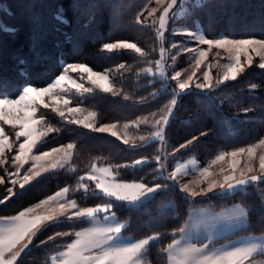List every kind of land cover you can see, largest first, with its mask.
<instances>
[{"label": "trees", "instance_id": "1", "mask_svg": "<svg viewBox=\"0 0 264 264\" xmlns=\"http://www.w3.org/2000/svg\"><path fill=\"white\" fill-rule=\"evenodd\" d=\"M145 0H0V80L6 82L4 93L13 96L17 86L30 83L45 86L60 74L59 66L65 63H82L102 71L121 63L120 75L114 78L120 94L102 92L98 87L88 93L70 94L71 100L83 108L92 110L95 125L106 122L134 120L139 115L159 109L170 97L171 90L152 96L159 80L136 73L157 55L158 40L152 27L135 22L136 14ZM63 17L61 23L58 17ZM182 20L188 26L199 24L206 37L220 35L264 39V0H188ZM134 41L149 53L146 57L126 50L123 53H102L104 43ZM155 50V51H154ZM120 76V77H119ZM256 85V88H252ZM125 95L129 98L125 99ZM210 95V98H209ZM213 103V104H212ZM209 105H212L209 111ZM252 109L247 114L244 109ZM45 123L59 132L44 137L38 148L49 149L72 142L75 147L69 164L44 175L23 195L0 205V218L14 215L31 206L61 187L70 189L68 195L80 206H96L103 198L85 196L77 191L79 177L85 175L94 163L112 166L119 179H143L151 184L155 163L140 168L116 169L117 164L130 163L140 157H152L157 142L145 147H130L110 133H98L82 126L69 125L52 109L40 111ZM209 133L194 144L181 149L173 159H185L195 154L200 164L219 150L239 148L257 141L264 134V69L256 65L247 67L236 80H229L218 89L197 91L194 96H184L176 116L169 125L165 141L170 148L178 147ZM90 189L94 183L87 180ZM264 184L249 186L246 191L221 197L181 198L175 192H167L151 205L147 212L133 214L117 206L116 217L127 225L123 234L144 238L154 231L165 233V238L147 253L151 264H162L159 249L172 240L173 230L182 226L192 205L213 208L241 204L248 212L247 225L233 233L264 234V210L259 204V193ZM178 192V189H177ZM41 231L38 238L51 232L75 231L88 224L61 219ZM54 234V233H52ZM51 234V235H52ZM180 234L177 233L175 238ZM69 238L64 237L44 246H32L20 259V264H42ZM264 258V255H260Z\"/></svg>", "mask_w": 264, "mask_h": 264}, {"label": "snow or ice", "instance_id": "2", "mask_svg": "<svg viewBox=\"0 0 264 264\" xmlns=\"http://www.w3.org/2000/svg\"><path fill=\"white\" fill-rule=\"evenodd\" d=\"M156 4L158 7L148 11L147 17H144L143 12L139 13L135 22L145 27L155 26L156 39L160 42L159 59L154 62L148 61L149 65L154 63V68L152 66L145 67L140 69L136 75L150 76L153 80L159 79L163 86L162 90L167 91V88L171 86L172 92L170 102L159 110L162 115L155 119L153 123L155 131L148 137L141 136L139 139L143 143L139 147H145L149 142L154 141H159L161 145H164L166 131L176 116L182 98L184 96H194L197 91L210 94L226 81L236 80L240 74L246 71L245 65L251 67L254 64L252 53L260 58L257 66L264 69V39H207L204 35L193 31L173 29L171 34L174 36H187L196 41L198 45H207L209 49L213 47L223 49L229 54V59L232 62L227 64L223 76L216 79L215 83L212 82L208 71L203 73V82L197 77L195 71L187 79H182L180 71H174L170 76L166 75L167 69L173 67L178 57L183 53L197 52L199 54L195 60L196 68H200L202 62L207 59L208 53L199 47L193 49L178 42H173L169 47H165L168 26L171 22L176 21V18L183 11V6L181 0H156ZM148 18H152L151 25L145 23ZM58 19L61 23L64 22L62 16ZM172 49H176V52L173 53ZM126 50H131L141 57L149 55L137 43L127 41L104 43L100 49L102 53H123ZM241 56L244 58L243 61ZM169 61H171V64H169ZM118 67L126 69V65L123 63L119 64ZM59 69L60 74L56 75L54 79H50L46 86L24 83L17 86L16 94L13 96L4 93L3 89L6 82L0 80V121L13 126V128L18 127L20 129L15 132L17 142L21 137L24 138L23 142L18 143V148L14 149L13 143L9 141L3 127H0V165L7 163L6 153L15 152L11 157V165L15 170L10 171L5 168V174L0 176V185H4L6 191V195L0 198V205L10 202L15 197L23 196L45 174L56 169H62L65 163L71 159V150L75 147L72 143L66 146V150L53 148L51 152H41L39 155H33L43 137L50 133L59 132L58 128L50 125L43 129L36 127L43 125L45 122L43 117L40 119L35 118L37 112L35 105L40 103L47 108L48 104L43 101L45 95L53 100L61 99L60 93L55 90L64 91L61 82L70 79V77H67L69 71L79 70L88 73L90 83L102 92L111 93L113 96L120 94L119 90L113 88L106 73L94 72L86 64L65 63L61 64ZM171 81L175 82L174 86L170 84ZM75 87L83 93L92 91L91 88H84L81 84H75ZM251 87L256 88L257 86L252 85ZM159 91L157 90L151 95L156 96ZM124 98L128 99L129 97L125 95ZM63 102L68 115L60 108H53L52 111L56 112L65 123L82 126L98 133L107 132L111 136L121 139L119 134L113 130L116 128L115 124L97 127L90 120V117L95 119V113H89L83 119L76 118L73 114L81 112L82 109L68 107L70 101L66 98ZM6 107L8 111H5ZM211 108L212 105H209V111H211ZM14 109L17 115H13ZM243 111L247 114L252 109L246 108ZM20 112L23 113V116L18 114ZM156 115V113H152L153 117ZM143 123H148L147 118ZM125 127L127 128L128 125H125ZM208 134L202 131L199 136H192L191 139L180 144L178 148L173 149L171 153L158 149V154L153 156L151 160L142 157L133 160L131 163L114 166L116 169H142L145 165L150 166L154 162L156 167L153 170V182L151 184L143 182V179L132 183L117 182L115 176L112 175V166L98 169L94 163L89 172L79 177L77 191L83 190L86 197L103 198L104 203L94 207L82 208L75 199L67 198L70 189L64 187L57 191L55 195H50L46 200L40 201L35 208H28L19 212L16 216L7 218L8 226L0 228V264H20L22 255L36 244L39 233L51 224L61 223V218L78 223L87 221L91 226L83 231H58L49 235L47 239L39 240L37 246L47 245L58 238H69V240H65L57 246V250L50 257L51 264H143L146 254L157 242L165 238V233L154 231L139 240L125 238L123 232L126 230L127 225L118 222L114 211L117 206L125 208L130 213L137 214L150 211L152 203L167 192H175L178 196L183 194L181 198L207 197L209 194L227 197L244 192L249 186L264 184V155L259 157L258 171L247 161L244 163L243 168H237L241 161L235 158L246 154L247 159L250 161L255 155L254 146L247 149L241 147L237 151L219 155L218 160H223L225 155L233 158L231 171L223 175L222 180H217L209 179L212 173L205 168L200 173L202 179L195 182L196 188L190 187L191 182H184L183 178L189 175L187 165L178 164L171 170L168 169L166 161L169 156H175L181 149L189 147L197 142L200 137ZM122 142L129 145L128 139H123ZM260 144L264 145V139L260 141ZM129 146L137 147L134 143ZM62 151L63 156L56 159L55 163L44 162L53 153H61ZM30 161V167L25 170V165L29 164ZM237 171H239V175H237ZM85 180L94 183V189H90L89 184L84 183ZM201 184H206V187H201ZM259 204L261 209L264 210V189H261L259 193ZM42 205H47V210L37 213L36 209ZM52 205H55V207ZM101 215L102 224L100 223ZM247 216L248 212L237 206L222 215L211 216L209 222L197 221L193 223L191 219L185 221L182 226L173 230L171 242L160 247L159 253L162 264H255L256 256L264 255V235L245 237L230 242L221 248L212 247L215 236L223 234L229 222H234L242 227ZM201 224L204 226V234L197 243H193V230ZM177 233L180 234V239L175 238Z\"/></svg>", "mask_w": 264, "mask_h": 264}, {"label": "rangeland", "instance_id": "3", "mask_svg": "<svg viewBox=\"0 0 264 264\" xmlns=\"http://www.w3.org/2000/svg\"><path fill=\"white\" fill-rule=\"evenodd\" d=\"M187 1L188 0H181V5L183 6V11H181L180 15L176 18V21H173V22H171L169 24L168 32L166 33L164 46L165 47H169L171 43L178 42V43H183L185 46H187L189 48H193V49L199 47V48H201L202 50H204V51H206L208 53L207 59H205L202 62V64L200 65V68H196L195 60H196V58H198L199 54L197 52L183 53L181 56L178 57V59L175 62V65L173 67H169L167 69L166 75L170 76L171 74L174 73V71H180L181 74H182V79H187V77L189 75H192L193 71H195L197 77H199L200 81L203 82V73L205 71H208L209 74H210V77L212 78V82L215 83L216 79H219V78H221L223 76L224 72L226 71L227 64L232 62L229 59V54L227 52H225L223 49H216L215 47L209 49L207 45H198L196 43V41L188 38L187 36H184V35L174 36V35L171 34L173 29H184L186 31H193V32H196L198 34L204 35L202 30H201V27L199 26L198 23L195 24L194 26H188V24H186L182 20V17L185 14V11H186V3H187ZM157 7H158V5L156 4V0H145L143 5L141 6V9L136 14V17L141 12H143L144 17H147V12L151 11L152 8H157ZM144 17H141V18L143 19ZM151 19L152 18H148L145 21V23L148 24V25H151ZM135 20H136V18H135ZM150 27L153 28L154 33L156 35L155 26H150ZM205 38H207V39H219V38L260 39V38H256V37L239 38V37H232V36H226V35H220V36H217V37H214V38H209V37L205 36ZM117 41H127V40H117ZM117 41H112V42H117ZM127 42H134V41H127ZM137 45L139 47H141L139 44H137ZM159 46H160V42L158 41V45L156 46L157 55L155 56L154 59H150V61L154 62L155 60L159 59ZM142 49L145 51L144 48H142ZM171 51L173 53H175L176 49H172ZM252 57H253V60H254V64L253 65L257 66L258 63L260 62V58L258 56H256L254 53H252ZM243 59H244L243 56H241V60L242 61H243ZM169 64H171V61H169ZM149 66H152L154 68V63L152 65H149V63L147 62L146 64H144V66L141 67V69H143L145 67H149ZM247 67L248 66L245 65V68H247ZM92 70L94 72L106 73L108 75V77H109V81L111 82V85L113 86V88L119 90V87L114 84L115 83L114 82L115 76L116 75H120V70H119L118 65L110 67V68H106V69H104L102 71H97V70H94V69H92ZM139 71H140V69H139ZM67 77H70V79H66L65 81L61 82V87L64 89V91L61 92L60 89H56L55 90V91L60 93L61 99L53 100L51 97H49L47 95H45L43 97L44 103L48 104L47 108L48 109L60 108L61 110L65 111L66 115H68L67 109H66V107L64 105V102H63L64 99L66 98V99H68L70 101V104L68 105V107H74V108L78 107V108L82 109L81 112L73 114L76 118L83 119L89 113H94L92 110L85 109L81 105L73 103L72 100H71V96H70V94L72 92H76V93H81L82 92V91L78 90L75 87V84H81V85H83L84 88H91L92 89V88L95 87V86H93L90 83V81L88 79V73H83V72H80L79 70H77V71H69L67 73ZM150 78L153 80L152 77H150ZM156 80H159V79H156ZM170 84L172 86H174L175 82L171 81ZM162 87L163 86H162V84L160 82L159 86L156 87V89H154L153 92H157V90L162 91ZM167 90H171L172 91V87L169 86L167 88ZM170 99H171V97L159 109L151 111V112H148V113L141 114L134 120L106 122V123L97 124L96 126L99 127L101 125L115 124L116 128L113 129V130L116 131L119 134V136L121 137V139H120L121 141H123V139H128L129 140V145L134 143L135 145L139 146V145H141L143 143L139 139L141 136L148 137V136L151 135V133L153 131H155V129L153 127V123H154L155 119H158L159 116L162 115V113L159 110L161 108H163L165 104L169 103ZM35 106L37 108V112H36L35 118L36 119H40L42 117L40 111L42 112L43 109H47V108L43 107V105L40 104V103H36ZM5 111H8L7 107L5 108ZM152 113H156L157 115L155 117H153ZM18 114L23 116L22 112H20ZM13 115H17V112H16L15 109L13 110ZM145 118H147L148 123H143ZM90 120H91L92 123L95 124V120L96 119H92L90 117ZM44 122H45V120H44ZM125 125H128V127L126 128ZM46 126H48V125L46 123H44L43 125H38L36 127H39L41 129H43ZM0 127H3V129L5 131V134L9 137V141L13 143L14 149L18 148V143L19 142H23V139H24L23 137H21L19 142L16 141L15 132L20 130V129L18 127L13 128V126H11V125H6V124L3 123V121H0ZM43 139H44V137L42 138V140ZM262 139H264V134L257 141H255V142H253L251 144L242 146L245 149H247L248 147H253L254 146L255 155L250 161L247 159V155L246 154H244L243 156L235 158V159H239L241 161L240 164L237 165L238 169L243 168L244 167V163L247 161L248 163L252 164V166L257 171L259 170V157L261 155H264V145L260 144V141ZM156 142H157V151H156V153L153 156L158 154V149L166 150L168 153L172 152L173 148H170V146L167 145L166 141H165L164 145H161V143L159 141H156ZM69 143H72V142H66L64 144H61V145H58V146H54V147L49 148V149L41 150V149L38 148L37 150H34L33 155H39L41 152H51V150L53 148H62V149L66 150V146ZM39 144H38V146H39ZM178 147H175V148H178ZM239 148H241V147H239ZM239 148H234V149H230V150H219L213 156L209 157L203 164L199 163L198 158L193 153L188 155L185 159H173L172 160L173 156H169L168 160L166 161V166L168 167L169 170H171L172 168L176 167L178 164L187 165V168L189 170V175L183 178L184 182H191L190 183V187L196 188L195 182L202 179L200 173L205 168L208 169V171L210 173H212V176L209 177V179L222 180L223 175L228 174L231 171V165L233 164V158L231 156L225 155V158L223 160H218L217 157L219 155H221V154L237 151ZM72 152H73V149L71 150V153ZM14 154H15L14 151L6 153L5 159H6L7 163L4 164V165H0V176H3L5 174L4 173L5 168H8L10 171H14L15 170L14 167L11 165V157ZM60 156H63V151L61 153H53L52 156L46 158V161H44V162L55 163L56 159H58ZM71 156H72V154H71ZM152 157H147V158L151 160ZM140 158H142V157H140ZM140 158H138V159H140ZM69 161L67 163H65V166H67L69 164ZM95 164H96L98 169L99 168H108L109 167V165H107V164H97V163H95ZM30 165H31V161L29 162V164L25 165V170L27 169V167H30ZM155 167H156V165H155ZM91 169H92V166L89 169V171ZM112 175L115 176V173H114L113 169H112ZM237 175H239V171H237ZM5 178L7 179V177H5ZM115 179H116L117 182H123V183L139 182L141 180V179H130V180L119 179L116 176H115ZM143 182H145V181H143ZM145 183H147V182H145ZM94 186H95V184H94ZM64 187H66V186H64ZM64 187L59 188L58 190L54 191L50 195H55V193L57 191H60ZM201 187H206V184H201ZM4 195H6L5 186L4 185H0V198H2ZM50 195H48V196H50ZM47 197H45L42 200H46ZM198 197H201V196H198ZM67 198L68 199H73L68 194H67ZM39 203H40V201L35 203V204H33V205H31V206H28V207L24 208L21 211H24V210H26L28 208H35V206L37 204H39ZM52 206L55 207V205H52ZM237 206H239L240 208L244 209V207L241 204H238V203L231 204V205H229V207L225 206V207H220V208H213V207H210V206H207V205H192L189 208L188 216H187L185 221H188L189 219H191V221L193 223H195L197 221L209 222L211 216H215L217 214H221L222 215L225 212H229V211L235 209ZM80 207L83 208V207H94V206H80ZM47 208H48L47 205H42L40 208L36 209V212L37 213H42V212L46 211ZM18 213L14 214V215H11V216H8V217L0 218V228H6L8 226L7 218L16 216ZM61 219H63V218H61ZM117 220H118V222L125 224L124 221H121L118 218H117ZM100 223L101 224L103 223L102 215L100 216ZM247 223H248L247 218H246V220L244 222V225L242 227L239 226L238 224L234 223V222H229L228 227L223 232V234L216 235V236H219V237L214 239V243L212 244V247L221 248L222 246H225V245L229 244L230 242L238 241V240H240L242 238L249 237L250 235H252V236L264 235V234L255 235V234H251V233H241V234L233 235L232 237H229V238L226 237V236H228V234L233 233V232H235L237 230H240V229L244 228L247 225ZM90 226L91 225L88 223L84 227H82L80 229H76L75 231H83L84 229H86V228H88ZM58 231L59 232H69L67 230L66 231L58 230ZM58 231H55V232H58ZM55 232H51L49 235H51L52 233H55ZM72 232H74V231H72ZM203 234H204V226H203V224H201V225H199L197 228H195L193 230L192 242L195 243L194 240L197 239V238H201L203 236ZM245 234H249V235L245 236ZM48 236H45V237L37 239L36 240V244H34L33 246L39 245V240L47 239ZM123 236L125 238L131 239V240L142 239V238H138V239L134 238L133 236L128 235V234H123ZM180 238H181L180 235L178 237H176V239H180ZM59 239H61V238H58V240ZM198 240H200V239H198ZM203 242H205V241H203ZM198 246H199V244H198ZM53 254H54V252L50 256L47 257V262L42 263V264H51L50 257ZM24 256L25 255H22V257H24ZM143 264H151L149 259H148V257H147V254H146V257L143 260ZM255 264H264V258H262L260 255H257L256 258H255Z\"/></svg>", "mask_w": 264, "mask_h": 264}, {"label": "crops", "instance_id": "4", "mask_svg": "<svg viewBox=\"0 0 264 264\" xmlns=\"http://www.w3.org/2000/svg\"><path fill=\"white\" fill-rule=\"evenodd\" d=\"M227 207H229V206H227ZM246 235H249V234H245V236H246ZM250 236H252V235H250ZM217 237H219V236H215V238H217ZM201 238H202V237H201ZM201 238H197V239H195L194 242L197 243V240H198V239H201ZM215 238H214V239H215ZM205 242H207V241H205ZM169 243H170V242H169Z\"/></svg>", "mask_w": 264, "mask_h": 264}]
</instances>
